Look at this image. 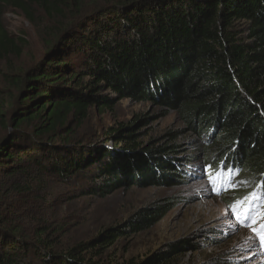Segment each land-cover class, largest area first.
Wrapping results in <instances>:
<instances>
[{
    "label": "trees",
    "instance_id": "1",
    "mask_svg": "<svg viewBox=\"0 0 264 264\" xmlns=\"http://www.w3.org/2000/svg\"><path fill=\"white\" fill-rule=\"evenodd\" d=\"M8 8L31 23L37 8L64 32L44 60L9 78L12 94L1 101L0 264H101L88 252L101 257L126 228L136 234L158 224L170 204L143 207L127 227L68 249L45 215L50 180H86L88 188L74 186L99 198L179 180L177 148L137 141L152 117L174 115L193 137L208 138L201 153L209 177L232 181L219 189L228 190L227 205L264 193V0H0V61L21 56L25 45L3 25ZM122 100L152 112L110 129V152L78 139L92 109L113 111ZM35 191L41 205L30 214L23 197ZM263 217L264 209L258 223ZM181 247L125 264H172Z\"/></svg>",
    "mask_w": 264,
    "mask_h": 264
},
{
    "label": "rangeland",
    "instance_id": "2",
    "mask_svg": "<svg viewBox=\"0 0 264 264\" xmlns=\"http://www.w3.org/2000/svg\"><path fill=\"white\" fill-rule=\"evenodd\" d=\"M35 13L36 21L31 23L21 11L13 8L4 11L5 29L11 37L24 40L25 45L21 56L0 61V105L12 94L9 78L24 75L25 71L44 60L49 46L54 48L61 44L59 41L64 29L55 26L61 22L47 21L37 8ZM151 110L150 105L129 100H122L113 111L101 113L94 108L79 130L78 139L97 142V146L110 152L116 143L110 140L109 130H117L135 117L151 113ZM171 132H179V137L170 141L167 136ZM136 137L144 147L168 143L177 148L179 152L174 156L181 167L180 172L176 169L174 172L182 177L170 179L169 184L161 186L122 187L106 198L82 196L83 190L78 187L88 188L86 180L79 181V186L74 184L77 188L47 181L45 192L52 193L54 197L49 199L52 206L50 204L45 209V215L62 232L61 241L66 248L93 242L110 229L127 227L126 221L143 207L170 204L164 218L153 228L136 234L126 228L112 248L101 251V257L97 256L99 251H90L88 256L97 257L95 262L100 261L101 264L139 263L154 254L172 253L173 247L178 250L184 245V252L172 264H264L258 237L233 216L226 203L230 198L223 195L228 190L222 189L218 194L217 189L222 186L217 183L214 188L209 177L211 169L207 168L201 153L207 137H193L174 115L161 119L152 117L148 125L136 130ZM235 188L240 190L241 186L235 182ZM39 197L37 191L24 194V203L30 214L39 209Z\"/></svg>",
    "mask_w": 264,
    "mask_h": 264
},
{
    "label": "snow or ice",
    "instance_id": "3",
    "mask_svg": "<svg viewBox=\"0 0 264 264\" xmlns=\"http://www.w3.org/2000/svg\"><path fill=\"white\" fill-rule=\"evenodd\" d=\"M214 185L219 183L221 186L232 185L231 179H225V174L217 173L211 177ZM260 187L264 188V185ZM233 216L242 224L249 226L264 245V223H258L256 216L259 215V209L264 207V193L252 192L247 197L235 201L231 206ZM255 209V211H254ZM256 225V227H254Z\"/></svg>",
    "mask_w": 264,
    "mask_h": 264
}]
</instances>
